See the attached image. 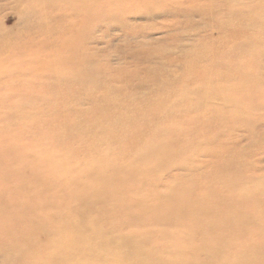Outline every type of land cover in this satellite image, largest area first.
Listing matches in <instances>:
<instances>
[{
  "label": "rangeland",
  "instance_id": "rangeland-1",
  "mask_svg": "<svg viewBox=\"0 0 264 264\" xmlns=\"http://www.w3.org/2000/svg\"><path fill=\"white\" fill-rule=\"evenodd\" d=\"M0 264H264V0H0Z\"/></svg>",
  "mask_w": 264,
  "mask_h": 264
}]
</instances>
